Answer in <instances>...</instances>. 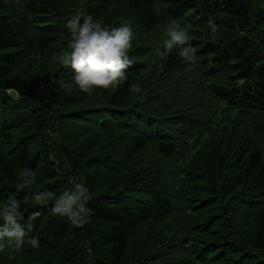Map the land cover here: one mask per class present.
<instances>
[{
  "label": "trees",
  "instance_id": "1",
  "mask_svg": "<svg viewBox=\"0 0 264 264\" xmlns=\"http://www.w3.org/2000/svg\"><path fill=\"white\" fill-rule=\"evenodd\" d=\"M89 15L134 33L126 81L92 95L50 59ZM172 22L194 63L159 55ZM23 169L35 183L18 190ZM72 181L91 196L80 226L51 213ZM9 196L22 225L40 215L19 247L0 240V264H264V0H0V207Z\"/></svg>",
  "mask_w": 264,
  "mask_h": 264
},
{
  "label": "clouds",
  "instance_id": "2",
  "mask_svg": "<svg viewBox=\"0 0 264 264\" xmlns=\"http://www.w3.org/2000/svg\"><path fill=\"white\" fill-rule=\"evenodd\" d=\"M211 38L217 36V26L214 20H209ZM70 37L67 47L59 53H54L50 59L59 66L70 68L72 81L81 92L92 95L96 89L107 90L118 87L127 79V69L132 60L126 54L131 47L134 33L131 25L124 24L120 27L109 28L95 21L92 16H86L81 21L75 17L66 25ZM189 25L181 26L172 22L165 29L166 39L163 42L164 51L159 55L164 56L174 47H180L179 56L186 62H195V49L189 45ZM55 82V81H53ZM61 86L63 82L61 81ZM135 91H140L137 86ZM9 95L19 98L15 89L6 90ZM23 181L17 185L21 190L35 183V173L31 169H23L20 173ZM54 198L50 192L37 193L33 200L38 205H47L49 199ZM91 199L88 188L81 182L72 181V187L63 191L54 198L51 213L54 216L67 217L73 225H82L88 213L87 202ZM40 215L33 212L28 222L21 224L23 219L20 210V201L14 196H9L7 202L0 207V240L7 238L10 243L19 247L23 238L32 230L34 220ZM32 247H39V241L33 237L30 240Z\"/></svg>",
  "mask_w": 264,
  "mask_h": 264
}]
</instances>
